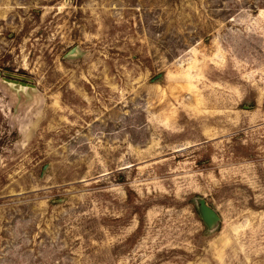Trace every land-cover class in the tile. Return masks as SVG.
<instances>
[{"label": "rangeland", "instance_id": "obj_1", "mask_svg": "<svg viewBox=\"0 0 264 264\" xmlns=\"http://www.w3.org/2000/svg\"><path fill=\"white\" fill-rule=\"evenodd\" d=\"M0 264H264V0H0Z\"/></svg>", "mask_w": 264, "mask_h": 264}, {"label": "water", "instance_id": "obj_2", "mask_svg": "<svg viewBox=\"0 0 264 264\" xmlns=\"http://www.w3.org/2000/svg\"><path fill=\"white\" fill-rule=\"evenodd\" d=\"M201 210L203 212V215L205 219L208 222H214L220 220L219 214L214 210L212 207H210L204 199L200 201Z\"/></svg>", "mask_w": 264, "mask_h": 264}]
</instances>
